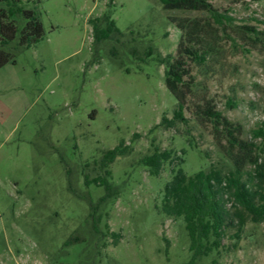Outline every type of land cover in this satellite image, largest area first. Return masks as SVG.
I'll return each instance as SVG.
<instances>
[{"label":"rangeland","instance_id":"374dc122","mask_svg":"<svg viewBox=\"0 0 264 264\" xmlns=\"http://www.w3.org/2000/svg\"><path fill=\"white\" fill-rule=\"evenodd\" d=\"M209 1L235 18L226 31L206 11L166 10L159 0L37 3L43 39L0 68V264H264V221L228 195L221 245L193 257L182 217L161 211L173 164L155 176L140 163L155 144L182 156L188 174L231 170L226 140L200 114L206 100L242 125L244 139L264 121V41L236 26L264 30V0ZM107 11L125 36L95 43L90 19ZM183 18L200 21L214 50L189 61L187 120L166 127L158 124L177 100L157 53L177 55ZM121 141L130 150L109 167L115 194L100 201L95 161ZM256 141L264 164V138Z\"/></svg>","mask_w":264,"mask_h":264},{"label":"trees","instance_id":"16d2710c","mask_svg":"<svg viewBox=\"0 0 264 264\" xmlns=\"http://www.w3.org/2000/svg\"><path fill=\"white\" fill-rule=\"evenodd\" d=\"M40 1L0 0V68L8 63H15L17 52L30 48L43 39L44 25L36 9ZM159 1L166 10L206 11L213 22L225 31L226 27L234 24L235 18L229 14V10L221 12L209 0ZM175 22L182 31L177 55L161 56L157 53V61L165 65L166 86L177 100L173 117L163 115L158 124L166 127L173 126L176 121L187 120L184 109L192 95L194 80L189 61L203 63L207 54L214 50L211 43H204V27L199 20L183 18ZM90 23L95 43L108 39L119 42L125 36L116 25L110 11L90 19ZM236 26L242 31L254 34L258 41H264V30L246 24ZM132 52L136 54L134 49ZM111 54L117 55L115 47L111 49ZM144 54L147 57L152 56L154 48L149 46ZM140 58L145 59L142 56ZM228 105L232 107L234 103L230 101ZM198 107L200 114L226 140L227 143L223 147L226 156L233 163L231 170L224 172L212 166L207 170L201 169L188 174L182 167L184 160L182 156L175 155L171 149H161L155 144L153 151L140 159V163L155 176L161 174L165 162L170 161L173 164L172 177L164 186L161 211L168 217H182L190 237L193 257L208 255L221 245L223 228L229 214L225 203L226 195L242 205L254 221H264V191L251 186L256 179L264 182V164L260 163V146L256 141L257 138H264V121L252 129V139L248 140L241 137L242 125L231 121L216 109L212 100H206ZM129 150V145L121 141L116 147L105 150L101 158L95 161L103 173L93 177L92 182L103 186L106 191L100 197V201H105L115 194L109 180L112 175L109 167L117 157L128 154ZM249 164L254 165V172L250 174V179H244L247 172L245 168ZM86 178L89 182L88 176Z\"/></svg>","mask_w":264,"mask_h":264}]
</instances>
